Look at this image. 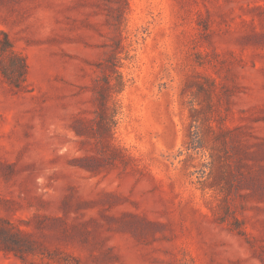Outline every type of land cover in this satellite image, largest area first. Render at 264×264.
I'll list each match as a JSON object with an SVG mask.
<instances>
[{"label": "rangeland", "instance_id": "obj_1", "mask_svg": "<svg viewBox=\"0 0 264 264\" xmlns=\"http://www.w3.org/2000/svg\"><path fill=\"white\" fill-rule=\"evenodd\" d=\"M5 34L0 264H264V0H0Z\"/></svg>", "mask_w": 264, "mask_h": 264}, {"label": "trees", "instance_id": "obj_2", "mask_svg": "<svg viewBox=\"0 0 264 264\" xmlns=\"http://www.w3.org/2000/svg\"><path fill=\"white\" fill-rule=\"evenodd\" d=\"M5 40L6 43L0 49V53H1L0 55H2L3 52L7 51L8 48H11V42L7 34H5ZM13 54L16 55V53ZM107 62L108 63H106L102 69L105 75V77H103L104 83L99 87L98 91H96L95 94L96 104L100 106V111L102 113H106V111H108V109L110 108L109 100L112 98L113 94L122 91L124 88L123 78L121 73L117 69V63L109 59L107 60ZM25 69H26L25 63L24 60H22L19 73L16 76L17 78L13 76L11 77L9 76V74L7 75L9 76L10 79L12 78L11 79L12 81L14 80V78L18 79L20 77L24 79L26 72ZM113 75H115L114 78L112 77ZM113 79L115 80L114 82H112ZM114 112L116 111L114 110Z\"/></svg>", "mask_w": 264, "mask_h": 264}]
</instances>
